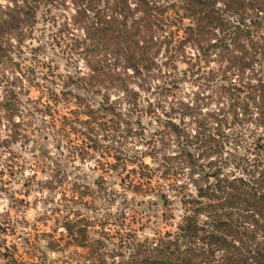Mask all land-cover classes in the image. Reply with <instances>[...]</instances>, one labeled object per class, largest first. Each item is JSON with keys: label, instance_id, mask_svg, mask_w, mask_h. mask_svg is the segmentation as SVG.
Masks as SVG:
<instances>
[{"label": "rangeland", "instance_id": "rangeland-1", "mask_svg": "<svg viewBox=\"0 0 264 264\" xmlns=\"http://www.w3.org/2000/svg\"><path fill=\"white\" fill-rule=\"evenodd\" d=\"M263 1L243 14L261 44ZM114 2L0 0V264H127L173 239L187 214L207 227L211 214L229 210L197 211L210 201L199 186L221 194L218 185L231 189L225 179L242 178L246 190L264 192V115L252 90L264 53L258 47L241 71L222 56L234 50L229 36L207 51L186 39L194 22L184 0H151L165 10L141 26L152 36L151 62L135 71L93 48L85 29L98 12L125 18ZM214 31L211 43L222 36ZM232 212L255 228L239 207ZM73 221L84 245L67 233ZM247 241L264 244V232ZM222 254L214 250L215 262Z\"/></svg>", "mask_w": 264, "mask_h": 264}, {"label": "trees", "instance_id": "trees-1", "mask_svg": "<svg viewBox=\"0 0 264 264\" xmlns=\"http://www.w3.org/2000/svg\"><path fill=\"white\" fill-rule=\"evenodd\" d=\"M114 1L113 10L118 9L125 18L119 19L117 12L112 13L108 18L99 12L95 13L96 21L85 24L87 35L95 45L93 48L110 51L115 56L121 55L128 65L139 71L140 63L145 61L144 65H146L151 62L148 58V50L152 44V36L146 38L141 26L149 27L153 13L159 11L162 14L165 8L157 6L151 0ZM216 1L184 0L185 15L191 17L194 22L193 25L185 28L186 39L195 42L203 51H207L209 47L218 43L225 44L224 39L229 36L234 50L226 46L222 56L224 55L231 63H237L239 69L243 71V66L250 64L259 48V55L264 53V41L261 44L250 37L249 26L243 18L244 12L250 9L254 2L253 0H222L224 8L218 9L214 7ZM254 1L259 3V0ZM131 2L135 3L134 6H130ZM256 8L259 11L264 10V1L262 6ZM87 11V6L82 7L81 17L85 16ZM134 11L141 12L140 16L135 17L133 23L127 25L126 17L132 15ZM226 13L236 14L238 18L230 21ZM17 14H19L18 10L14 11L12 16L16 18ZM214 28L219 30L222 36L218 37L217 42L211 43L209 40L215 32ZM138 35L142 40L136 38ZM1 47L0 44V50ZM252 48L254 53L250 52ZM256 81V84L252 85V90L258 93L256 103L259 112L264 115V78L258 77ZM183 153L189 158L190 164L194 165L195 160L191 159V153L186 150ZM214 176L218 177L217 171L214 172ZM224 181L231 189L226 192V186L225 188L219 186L217 183L221 181L218 180L216 184L221 194H208L205 188L199 186V196H207L210 201L206 206H199L197 211L216 205H220L221 208L227 205L229 210H224L221 214H211L209 220L205 222L208 224L207 227L197 223L195 214H187L179 224L178 232L173 239L161 240L160 243L145 248L143 253L133 256L127 264H264V244L252 249L249 240L247 241L254 239L256 230L264 232V192L246 190L245 185L249 186V183L242 178ZM232 207H239L245 212L243 215L252 220L255 228L249 229L238 224L237 218L230 216L233 213ZM65 226L71 240L84 245L83 228L77 227L74 221L66 222ZM80 232L82 236H79ZM180 238L182 241L179 240ZM205 240L207 245L213 246L206 247ZM216 248L223 249V254L215 262L212 254Z\"/></svg>", "mask_w": 264, "mask_h": 264}]
</instances>
